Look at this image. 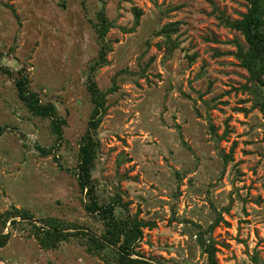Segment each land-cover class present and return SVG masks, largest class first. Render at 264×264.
<instances>
[{
	"label": "rangeland",
	"instance_id": "1",
	"mask_svg": "<svg viewBox=\"0 0 264 264\" xmlns=\"http://www.w3.org/2000/svg\"><path fill=\"white\" fill-rule=\"evenodd\" d=\"M245 0H0V264H122L106 225L77 181L78 150L94 103L105 97L91 167L94 199L117 219L137 213L142 228L131 257L152 264H208L198 242L216 248L217 264H264V116L253 106L264 88L248 81L235 56L246 48L225 24ZM13 7L14 11L10 8ZM132 7L141 10L133 27ZM103 9L113 23L100 40ZM170 23H176L172 24ZM169 24V25H168ZM164 25H168L163 31ZM130 29V30H128ZM165 33H168L166 36ZM107 45L108 48L105 46ZM105 62L98 64L102 47ZM26 75L40 103L64 117L30 110L15 87ZM238 107L247 108L244 113ZM222 221L204 231L216 215ZM62 232L42 247L43 219Z\"/></svg>",
	"mask_w": 264,
	"mask_h": 264
},
{
	"label": "trees",
	"instance_id": "2",
	"mask_svg": "<svg viewBox=\"0 0 264 264\" xmlns=\"http://www.w3.org/2000/svg\"><path fill=\"white\" fill-rule=\"evenodd\" d=\"M246 10L238 19L233 21H225V24L232 27L234 30L239 31L242 35L244 42L246 43V48H238L235 52V56L239 61V65L243 67L248 73V81L255 83L259 87L264 88V0H245ZM14 11L13 7L10 8ZM133 12V27L138 25L141 16V10L137 7H132ZM98 21L96 23V31L100 40L104 39L105 34L113 23L108 20L103 9L97 14ZM176 23H170L169 26ZM168 25H164V29ZM128 29V30H130ZM168 36V33H165ZM107 48L108 46L105 45ZM102 47L100 52V60L98 64L105 62V49ZM1 58V55H0ZM0 70H4L7 74H15L13 70L8 67H3L0 63ZM17 74L15 80V87L18 92L19 97L25 102V104L30 108L32 112L40 116H49L51 118V129L56 133L57 138L62 137V125L65 123L64 117L57 114L56 107L52 102L45 104L40 103L38 95L34 91H29L27 87V77L23 71H15ZM116 90V85L113 84L112 87L106 91H100L95 82L90 81L88 84V91L90 93L91 99L94 103L92 112L89 119V129L82 135L80 139V145L78 150V165H77V181L81 190L85 189V193L88 197L92 199L89 205H86V209L91 212H97L103 219H105L106 239L94 238V245L100 248L102 243L107 241L110 245L117 247L118 259L122 264H152L144 259L131 257V254L136 242L142 236L143 227H154V221H142L138 218L137 213L129 214L126 204H122L126 216L122 219H117L113 213V204L108 203L106 205H99L94 199V186L91 181V167L96 156V151L98 148V142L93 137L91 130H95L105 112V97L107 94L112 93ZM255 107H258L262 115L264 116V94L260 96L257 102L254 103ZM238 110L247 112V108L238 107ZM17 216L22 219L30 218L27 213H21L18 209L14 211H5L0 213V225L5 227L6 222L12 217L10 223H16ZM223 219L221 215L217 214L212 223L204 231L210 232L212 228L219 224ZM46 223V228H42L43 235L35 233L42 247L55 246L56 242L62 236H66L69 233L62 232V228H59L60 224L56 223V219L46 218L43 219ZM8 232L3 233L0 230V246H3L8 239ZM202 236L198 238V242L202 247L203 252L206 253L208 264H217L215 260L216 248L212 242H206Z\"/></svg>",
	"mask_w": 264,
	"mask_h": 264
}]
</instances>
